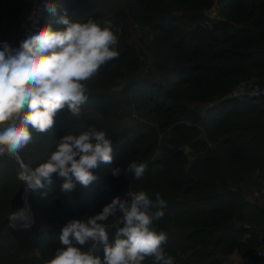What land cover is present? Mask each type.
Wrapping results in <instances>:
<instances>
[{
    "label": "trees",
    "instance_id": "16d2710c",
    "mask_svg": "<svg viewBox=\"0 0 264 264\" xmlns=\"http://www.w3.org/2000/svg\"><path fill=\"white\" fill-rule=\"evenodd\" d=\"M29 1L0 0V43L22 36ZM50 5L55 12L48 7L42 29L64 30L57 21L65 15L77 23L111 20L119 29V57L87 82L79 117L65 109L49 131L30 127L33 141L19 155L34 170L60 138L92 126L107 133L113 162L71 193L62 192L55 174L31 189L34 222L22 228L11 220L24 207L20 165L10 155L0 158V264H47L69 221L96 216L116 197L130 200V191L153 201L160 193L166 201L153 227L167 234L164 247L174 264H232L235 257L264 264V98L232 95L244 84L264 87V0ZM132 162L147 164L139 180L113 176ZM105 224L110 240L122 226L111 217ZM93 243L83 250L102 258L103 245Z\"/></svg>",
    "mask_w": 264,
    "mask_h": 264
},
{
    "label": "clouds",
    "instance_id": "9594fccd",
    "mask_svg": "<svg viewBox=\"0 0 264 264\" xmlns=\"http://www.w3.org/2000/svg\"><path fill=\"white\" fill-rule=\"evenodd\" d=\"M48 7L55 12L52 5ZM57 22L64 30L47 26L27 35L18 48L0 43V152L18 157L33 141L29 128L49 131L62 110L79 117L89 99L87 82L119 57V29L111 20L77 23L65 15ZM112 152L107 133L90 126L79 135L60 138L49 158L30 172L24 168L21 178L35 190L50 184L55 174L64 181L62 192L71 193L77 185L88 187L96 181L93 170L111 164ZM146 169V163L132 162L112 174L116 178L131 174L139 180ZM128 195L130 200L116 197L94 217L69 221L59 237L62 247L47 264H144L147 259L174 264L164 247L167 234L153 227L154 221L164 218L166 201L160 193L155 201L144 191ZM110 217L122 225L111 240L105 224ZM90 242L93 247L103 245L102 258L83 250Z\"/></svg>",
    "mask_w": 264,
    "mask_h": 264
},
{
    "label": "built area",
    "instance_id": "2783aa9c",
    "mask_svg": "<svg viewBox=\"0 0 264 264\" xmlns=\"http://www.w3.org/2000/svg\"><path fill=\"white\" fill-rule=\"evenodd\" d=\"M52 0H30L29 1V17L27 20V24L26 27L22 33L21 39L17 45V48L19 47V44L26 38L27 35L42 29V21L45 17V13L48 9V5L51 4ZM233 96L235 97H240V96H255V97H260V98H264V87L261 86H252V85H242L238 88H236L233 91ZM6 155H10L8 154L6 151L0 152V158L6 156ZM11 156V155H10ZM20 165V169L21 172L23 171L24 168H26L29 172L32 170V168L27 165L23 159L20 157V155L18 157H14L12 156ZM20 178H21V174H20ZM22 180V178H21ZM24 183V187H25V192L23 195V199H24V207L22 209H24L26 212H29L31 215V219L28 222H25V224H29L30 226L33 225V218H32V213L31 210L29 208V204H28V196L30 193L31 188L28 187V184L26 181L22 180ZM20 211V210H19ZM19 211L15 212L12 217V223L15 226H20L23 228V226L19 225L18 223L20 222L19 219H15L14 216L16 213H18ZM28 226V227H30ZM261 255V254H259Z\"/></svg>",
    "mask_w": 264,
    "mask_h": 264
},
{
    "label": "rangeland",
    "instance_id": "374dc122",
    "mask_svg": "<svg viewBox=\"0 0 264 264\" xmlns=\"http://www.w3.org/2000/svg\"><path fill=\"white\" fill-rule=\"evenodd\" d=\"M27 5H29V3L27 4ZM213 12H210V15L211 16H213ZM24 24H23V28H24ZM21 38V37H20ZM20 38L19 37H17V38H15L14 40H12L11 41V46L14 48V47H17V45H18V43H19V41H20ZM255 197H257V198H259L260 197V194H258V193H256L255 194ZM232 264H246L245 263V261L244 260H242V259H240V258H233V260H232Z\"/></svg>",
    "mask_w": 264,
    "mask_h": 264
},
{
    "label": "bare ground",
    "instance_id": "6f19581e",
    "mask_svg": "<svg viewBox=\"0 0 264 264\" xmlns=\"http://www.w3.org/2000/svg\"><path fill=\"white\" fill-rule=\"evenodd\" d=\"M15 219H19L20 222H28L31 219V215L29 212H26L24 209L19 211L18 213L15 214L14 216Z\"/></svg>",
    "mask_w": 264,
    "mask_h": 264
},
{
    "label": "crops",
    "instance_id": "0c3cea01",
    "mask_svg": "<svg viewBox=\"0 0 264 264\" xmlns=\"http://www.w3.org/2000/svg\"><path fill=\"white\" fill-rule=\"evenodd\" d=\"M28 17H29V5H26L23 13V22L25 25L24 27H26Z\"/></svg>",
    "mask_w": 264,
    "mask_h": 264
},
{
    "label": "water",
    "instance_id": "95a60500",
    "mask_svg": "<svg viewBox=\"0 0 264 264\" xmlns=\"http://www.w3.org/2000/svg\"><path fill=\"white\" fill-rule=\"evenodd\" d=\"M18 224L21 225V226H23V228H27L28 226H30L29 224H25L23 222H19Z\"/></svg>",
    "mask_w": 264,
    "mask_h": 264
}]
</instances>
